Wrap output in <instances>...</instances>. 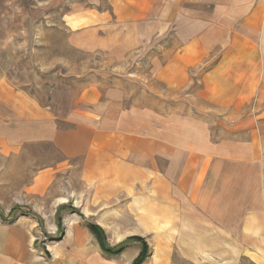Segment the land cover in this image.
<instances>
[{
  "label": "crops",
  "instance_id": "obj_1",
  "mask_svg": "<svg viewBox=\"0 0 264 264\" xmlns=\"http://www.w3.org/2000/svg\"><path fill=\"white\" fill-rule=\"evenodd\" d=\"M183 2L196 11L181 10ZM173 5L176 16L167 14L163 0L156 13L161 22L198 20L208 23L207 35L198 52H166L155 75L161 87L176 92L189 73L199 79L212 110L207 119L177 110L158 114L128 108L118 87L95 83L81 91L74 106L55 113L1 81L0 103L9 114L0 119V154L16 156L25 142L55 148L62 159L35 171L34 193L50 187L62 168L78 167L81 182L95 184L96 202L123 195L128 201L122 205L130 209V200H148L153 220L143 230L172 232L171 250L185 264H264V0H173ZM66 18L72 29L71 17ZM115 18L100 12L95 20L87 14L75 27L99 22L104 29L105 22H119ZM106 36L99 35V50L112 59H120L119 50H130L108 46ZM217 114L223 125L218 131ZM230 119L237 120L230 125ZM60 122L73 126L60 127ZM107 186L109 194L99 192ZM94 210L99 214V203ZM83 221L71 216L62 225V238L42 254L29 249L22 218L0 223V264H130L132 258L105 254ZM163 238L154 245H169ZM171 259V254L160 259L154 254L147 264Z\"/></svg>",
  "mask_w": 264,
  "mask_h": 264
},
{
  "label": "rangeland",
  "instance_id": "obj_2",
  "mask_svg": "<svg viewBox=\"0 0 264 264\" xmlns=\"http://www.w3.org/2000/svg\"><path fill=\"white\" fill-rule=\"evenodd\" d=\"M161 3L163 0H0V82L26 92L55 113L74 106L81 91L95 83L103 88L118 87L121 102L128 108L142 111L145 107L158 114L177 110L207 119L212 110H208L206 88L199 79L189 73L178 92L176 88L166 91L155 73L160 69L159 60L170 50L198 52L208 23L186 19L178 23L165 18L161 22L156 16ZM188 4L183 2L179 7L195 12L196 6ZM164 8L167 14L176 16L173 0H164ZM100 12L115 14L119 22H105L104 29H99L98 21L75 27L80 24L77 18L88 14L89 19L96 20ZM67 15L71 17L72 29ZM99 35H107L106 44L110 47L130 50H119L121 57L114 60L108 51L99 50ZM87 43L91 46L86 48ZM8 114L0 103V119ZM137 114L142 121V114ZM220 120L217 114V131L223 128ZM236 120L230 119L229 124ZM59 126L68 128L73 124L60 122ZM61 159L55 148L45 143L25 142L16 156L0 154V223L22 218L29 228V249L36 250L31 252L42 254L47 245L62 238V225L73 216L78 222L86 220L98 245L102 243L109 250L104 252L107 255L121 260L132 258L130 264H147L154 254L159 259L171 254L168 264H185L171 250L172 232L148 235L143 230L153 220L144 198L130 200V209L122 205L128 201L123 195L120 200L96 202L91 193L96 191L95 184L81 182L78 167L62 168L50 187L34 193L35 171L45 168L51 160ZM108 191L110 186L99 192L109 194ZM98 203L99 214L94 210ZM117 206L119 209L113 214L106 211ZM160 237H166L163 239L169 245L155 246L161 242ZM107 241L112 246L108 247Z\"/></svg>",
  "mask_w": 264,
  "mask_h": 264
},
{
  "label": "trees",
  "instance_id": "obj_3",
  "mask_svg": "<svg viewBox=\"0 0 264 264\" xmlns=\"http://www.w3.org/2000/svg\"><path fill=\"white\" fill-rule=\"evenodd\" d=\"M100 247H101V249H102V251L103 252H107V253H109V250L105 247V246H103V244L101 243V245H100ZM135 261V260H134ZM137 261V260H136ZM139 262V261H138ZM136 262H134V264H135ZM137 264V263H136Z\"/></svg>",
  "mask_w": 264,
  "mask_h": 264
}]
</instances>
